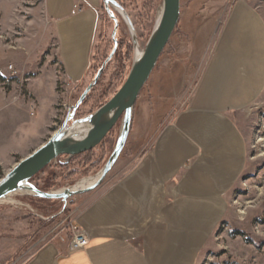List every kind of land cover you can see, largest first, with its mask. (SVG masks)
I'll list each match as a JSON object with an SVG mask.
<instances>
[{"label": "crops", "instance_id": "1", "mask_svg": "<svg viewBox=\"0 0 264 264\" xmlns=\"http://www.w3.org/2000/svg\"><path fill=\"white\" fill-rule=\"evenodd\" d=\"M22 1L0 0V29L4 12L13 25L21 23ZM205 1L198 13L205 20L202 32L212 34L221 25L186 107L158 130L142 153L82 197L72 225L87 235L84 248L46 243L22 264H196L226 212L224 196L245 166V143L234 114L264 88L261 16L242 0H227V9L207 8L222 0ZM98 4L44 0L41 10L34 11L31 24L40 20L53 37L45 34L42 42L37 32L33 40L26 27V40L34 45L13 48L23 52L20 60L26 62L17 75L26 94L17 97L0 83V165L24 154L34 141L35 150L44 143L41 139H48L44 137L54 118L58 83L76 89L86 80ZM46 46L51 49L42 65L36 61ZM1 60L6 84L10 72Z\"/></svg>", "mask_w": 264, "mask_h": 264}, {"label": "rangeland", "instance_id": "2", "mask_svg": "<svg viewBox=\"0 0 264 264\" xmlns=\"http://www.w3.org/2000/svg\"><path fill=\"white\" fill-rule=\"evenodd\" d=\"M113 1L117 5H109L107 12L99 0L90 70L86 80L76 89L58 83L59 97L54 106V118L44 138L49 139L65 122L66 127L81 122L109 101L125 82L136 58V50H144L156 27L162 0ZM242 1L264 21V0ZM205 2L180 0L178 25L138 96L132 111L127 141L109 172L142 153L150 146L158 130L188 104L202 66L216 42L218 26L221 25L218 23L212 34L202 32L205 20L198 18V13L205 8ZM43 3L44 0H23L18 6L21 23L16 25L8 21L9 16L4 12V27L0 29V49L3 50L0 57L1 64L10 75L5 87L1 85L6 92L10 90L17 97L26 94L17 82V75H21L18 69L26 62L20 60L23 52L14 51L15 47L21 48L23 44L33 46L34 41L31 43L26 40L29 34H33L34 40L39 33V41L42 42L45 34L53 37L51 28L45 32L40 20L37 25L31 24L34 11H40ZM207 8L227 9L228 1L222 0ZM26 27H29L28 35L24 31ZM114 48L112 58L106 63ZM50 49L46 46L36 62L42 65L47 62ZM104 64L97 84L82 104L77 106L85 89L93 83ZM12 81L16 82L10 86ZM25 98L29 100L27 96ZM234 121L245 143V166L238 181L224 196L226 212L201 248L196 264H264V88L258 97L234 114ZM120 130L121 121L98 147L77 157L57 158L29 184L43 192H60L83 179L97 176L110 158ZM48 139L41 140L46 142ZM36 144L37 141H34L25 147L24 154L11 157L1 164L0 178L25 154L32 152ZM86 194L74 195L65 201H41L19 191L2 199L0 264H22L46 243L69 244L72 219L83 204L82 197Z\"/></svg>", "mask_w": 264, "mask_h": 264}, {"label": "water", "instance_id": "3", "mask_svg": "<svg viewBox=\"0 0 264 264\" xmlns=\"http://www.w3.org/2000/svg\"><path fill=\"white\" fill-rule=\"evenodd\" d=\"M101 1L107 12H109V5H117L113 0ZM179 17L180 0H162V10L157 25L151 33L141 56L137 59L135 58L133 61L123 85L109 101L98 108L88 118L79 122L88 125L85 135L78 139L66 136L64 134V129L67 123L65 122L62 128L54 132L46 142L26 157L16 162L14 166L0 178V201L21 190L39 199L65 201L74 195L88 193L101 184L112 166L118 160L125 146L131 127L134 105L176 29ZM112 18L114 19V17ZM114 21L116 23V20ZM114 52L115 48L106 63L110 61ZM105 64L98 71L93 83L85 89L77 106L82 104L86 96L97 84ZM119 121H121L119 138L110 158L107 160L95 183L81 190L71 191L66 189L51 193L38 190L36 187L29 184L35 176L41 173L57 158L77 157L98 147Z\"/></svg>", "mask_w": 264, "mask_h": 264}, {"label": "bare ground", "instance_id": "4", "mask_svg": "<svg viewBox=\"0 0 264 264\" xmlns=\"http://www.w3.org/2000/svg\"><path fill=\"white\" fill-rule=\"evenodd\" d=\"M161 10H162V8L159 9L158 20H159L160 15H161ZM141 53L142 52L136 50V59L141 56ZM87 129H88V126L86 123H76L71 127H66L64 129V134L68 137L78 139V138H81L85 135ZM99 175H100V173L93 178L83 179V180L79 181L77 184H75L74 186H72L71 188H69V190L76 191V190H81V189H84L86 187H89L90 185H92L93 183L96 182V180L99 178ZM20 192L25 194L24 190H21Z\"/></svg>", "mask_w": 264, "mask_h": 264}, {"label": "built area", "instance_id": "5", "mask_svg": "<svg viewBox=\"0 0 264 264\" xmlns=\"http://www.w3.org/2000/svg\"><path fill=\"white\" fill-rule=\"evenodd\" d=\"M11 69V67H9ZM71 239L69 242V249L70 250H77L84 248L88 243L87 235L79 230L76 226L71 225Z\"/></svg>", "mask_w": 264, "mask_h": 264}, {"label": "trees", "instance_id": "6", "mask_svg": "<svg viewBox=\"0 0 264 264\" xmlns=\"http://www.w3.org/2000/svg\"><path fill=\"white\" fill-rule=\"evenodd\" d=\"M0 83L3 85V87H5V79H4L3 77H1V76H0ZM90 92H91V91H90ZM90 92H89V93H90ZM88 95H89V94H88ZM88 95H87V96H88ZM87 96H86V97H87ZM38 199H39V198H38ZM40 200H41V201H48V200H45V199H40Z\"/></svg>", "mask_w": 264, "mask_h": 264}]
</instances>
